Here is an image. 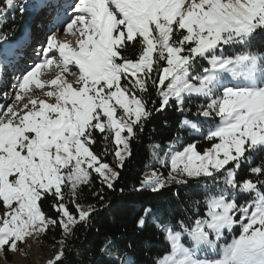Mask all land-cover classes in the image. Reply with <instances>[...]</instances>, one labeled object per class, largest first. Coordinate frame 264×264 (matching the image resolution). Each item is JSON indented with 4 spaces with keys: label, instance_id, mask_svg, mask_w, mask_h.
<instances>
[{
    "label": "snow or ice",
    "instance_id": "6c2138e0",
    "mask_svg": "<svg viewBox=\"0 0 264 264\" xmlns=\"http://www.w3.org/2000/svg\"><path fill=\"white\" fill-rule=\"evenodd\" d=\"M28 7L4 0L0 21ZM34 7L51 17L34 50L39 62L0 94L11 101L0 104V251L58 227L63 239L46 264H66L67 238L97 211L77 202L83 187L95 175L114 189L138 130L174 105L177 134L153 145L167 174L153 170L137 190L195 181L205 211L189 223L143 209L138 224L153 217L170 247L154 264H264V158L255 164L264 155V46L254 43L264 39V0H36ZM61 28L74 41L60 40ZM19 54L0 34V66ZM150 89L159 107L149 108ZM192 97L205 101L195 113L185 107ZM180 132L209 146L200 150ZM97 134L111 142L114 163L105 160L107 147L94 151ZM242 169L251 177L241 178ZM49 196L55 217L42 209Z\"/></svg>",
    "mask_w": 264,
    "mask_h": 264
},
{
    "label": "trees",
    "instance_id": "16d2710c",
    "mask_svg": "<svg viewBox=\"0 0 264 264\" xmlns=\"http://www.w3.org/2000/svg\"><path fill=\"white\" fill-rule=\"evenodd\" d=\"M3 2L4 0H0V6H3ZM19 14L18 10L10 12L3 21H0V34H7L9 41L12 42H16L22 36L23 25L28 21V15L22 14L18 17ZM254 43L259 48L264 46V39H258ZM18 57L22 58L20 54ZM147 98L149 108L153 107L152 101H156L155 107H159L154 90H149ZM200 102H203L202 98L192 97L186 102L185 107L195 113ZM181 119L182 116L174 105L165 111L153 112L152 117L145 122L143 131L138 130L137 138L131 141L132 154L120 170L114 189L107 188L95 175L91 186L83 187L81 198L77 202H88L94 205L97 211L89 223L80 224L75 228L74 235L67 238L66 264H121L122 261L125 264L128 261H131V264H154L159 256L170 250V247L153 217H149L142 227L138 224L140 217L144 215L143 209L152 208L154 217H158L159 220H179L187 217L189 223L195 221L197 214H204V193L195 181H190L186 186L169 185L159 193L137 190L144 178L153 144L163 145L171 140L180 128ZM180 134L185 137V142L197 141L200 150L209 146L199 136L193 137L187 132ZM96 139L94 151L103 153L107 147L109 154L105 160L114 163L111 142L106 145L99 134ZM261 158H264V155L257 157L255 164H259ZM154 167L167 174V170L161 165L155 164ZM239 175L241 178L251 177L247 169H242ZM248 199L249 196L245 194L239 198V202L242 200L245 203ZM52 203L50 196L45 198L42 209L55 217ZM61 238L62 230L58 227L42 235L43 242L47 243L57 242ZM109 252L112 255H109Z\"/></svg>",
    "mask_w": 264,
    "mask_h": 264
},
{
    "label": "rangeland",
    "instance_id": "374dc122",
    "mask_svg": "<svg viewBox=\"0 0 264 264\" xmlns=\"http://www.w3.org/2000/svg\"><path fill=\"white\" fill-rule=\"evenodd\" d=\"M35 2L36 0H28V10L26 15H28L27 20L22 28V36L18 39L20 41L21 47L18 48L20 57H15L12 60V63L7 66H0V94L4 92H11L12 91V84L14 82L13 77L21 75L22 73L28 71L31 66L35 63L39 62L35 56L34 50L38 49L40 46V42L45 40V37L48 33L49 23L51 21V17L47 15L46 12L37 13L35 11ZM21 13L18 15L20 17ZM56 31V29H53ZM57 36L60 40H67V41H74L75 37L71 34L64 33L62 28L60 31H57ZM27 40L25 43L24 41ZM17 41V42H18ZM19 46V44H17ZM17 66H16V65ZM205 66L206 62H205ZM54 75L53 72H49L47 75L42 77L43 79L51 78ZM204 103V99L202 98ZM11 101H5L0 95V104L3 103H10ZM155 145V144H153ZM160 156L163 153H159ZM155 164L160 165L153 156V146L151 148L150 156L147 161L145 171L143 176L150 174L153 170H157ZM239 202V201H238ZM243 201L241 200V202ZM88 205L90 203L85 202L83 203ZM4 209L0 207V213H2ZM236 234H238V229ZM70 237V236H69ZM68 237V238H69ZM231 238V234L228 236V239ZM60 240L57 242H43L42 236L39 238L33 236L27 240V243H21L18 245V249L16 251H8L7 249L0 251V264H46L47 260L52 258L54 253L60 247ZM170 251V250H169ZM211 253H201V256H209Z\"/></svg>",
    "mask_w": 264,
    "mask_h": 264
},
{
    "label": "bare ground",
    "instance_id": "6f19581e",
    "mask_svg": "<svg viewBox=\"0 0 264 264\" xmlns=\"http://www.w3.org/2000/svg\"><path fill=\"white\" fill-rule=\"evenodd\" d=\"M17 41H18V40H17ZM17 41H16V45H17V44H19V46H18V48H19V47H21V46H20V45H21L20 43H22V42H23V40L21 39L20 41H18V42H17ZM24 42L26 43V42H27V40H25Z\"/></svg>",
    "mask_w": 264,
    "mask_h": 264
}]
</instances>
